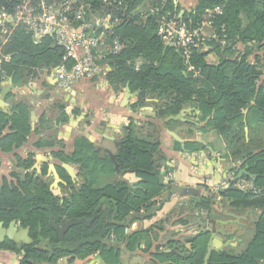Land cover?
<instances>
[{
    "label": "trees",
    "instance_id": "obj_1",
    "mask_svg": "<svg viewBox=\"0 0 264 264\" xmlns=\"http://www.w3.org/2000/svg\"><path fill=\"white\" fill-rule=\"evenodd\" d=\"M151 2L160 7V12L173 14L188 27L199 26L206 18V9L221 7L222 12L216 16L214 25H224L228 44L220 48L209 41L207 49L192 52L191 63L200 70L199 76L185 74L181 53L160 40L156 34L157 13L152 16L149 12L142 17ZM178 9L172 0H133L123 21L114 27L112 36L119 38L123 48L117 54L107 56L105 61L109 71L105 79L113 90H122L126 84L132 92L140 90L136 101L129 106L136 111L151 105L153 110L149 117L155 120L163 121L185 107H194L197 113L194 110L193 114L199 123L196 128L202 133L212 131L223 139L224 149L234 150L223 154L239 162L238 166H230L229 172L236 175L246 166L249 173L256 175L253 182L257 191L235 188L218 194L216 197L220 200H217L212 197L213 190L204 186L206 193L190 196L187 208L183 209L188 211V218L177 220L183 225L196 224L198 230L168 240L166 249L172 251L156 247L151 263L203 264L210 232L199 227L206 222L216 226V221L228 212L253 210L251 226L247 227L251 235L246 242L241 232L223 236L224 241L237 237L236 247L241 244L243 247L238 252L236 247L213 251L209 264H263L264 147L245 144L244 134L245 127L264 129V0H195L189 15L181 17ZM211 52L218 55L217 63L207 62L206 56ZM2 55H8L9 60L2 59ZM61 57L59 47L48 40L34 43L26 31L18 27L0 45V84L10 76L25 83L38 78L43 71L50 72L56 67ZM146 98L157 101H146ZM58 109V120L66 121L68 115L64 105L60 104ZM44 117L45 114L40 117L41 123L45 122ZM29 118L30 110L22 102L13 104L11 115L0 112L2 152H10L27 140L31 133ZM175 121L168 119L164 124ZM137 126L147 131L137 130L136 133ZM5 129L8 132L2 134ZM123 130L115 152L109 156H101L85 138L75 142L70 156L61 151L53 153L59 161L77 165L85 180L75 186L66 170L56 165L57 175L70 186L63 196L54 194L44 179L47 163L42 165L40 175L13 170L8 175L10 179L3 178L0 183V221L4 226L15 220L21 227H29L33 242L17 245L6 240L0 242V249L19 254L18 264H54L60 258L84 259L93 254H98L105 264H120L119 244L129 250L144 244L145 251L149 250L158 237L153 228H162L168 215L150 228L132 233L125 230L133 221L152 215L170 196L174 183L166 180L164 173H168L170 159L160 148L161 128L156 123L147 120L137 125L129 119ZM53 146L62 148L63 143L52 136L40 137L34 142L36 148ZM206 147L196 141L184 144L185 151L203 150L208 154L211 151ZM89 150L92 153L88 155ZM174 150H182L176 140ZM15 162L17 169H26L33 164L32 154L25 159L16 157ZM124 173H134L138 180L133 184L123 179L111 180L101 186L95 183L100 174L120 176ZM40 205L49 208L56 225L70 218L81 219V223L72 225L59 239L49 226L48 210Z\"/></svg>",
    "mask_w": 264,
    "mask_h": 264
},
{
    "label": "crops",
    "instance_id": "obj_2",
    "mask_svg": "<svg viewBox=\"0 0 264 264\" xmlns=\"http://www.w3.org/2000/svg\"><path fill=\"white\" fill-rule=\"evenodd\" d=\"M172 2L179 8V17L184 14L189 15L195 5V0H172ZM202 31L208 33L209 29L203 27ZM218 59V55L215 52H211L206 56V60L209 63H217ZM108 71L109 70H107L103 75H99L100 78L96 76L93 78L83 79L68 88H60L57 85L56 79L52 74V69L50 72L43 71L40 73L38 78L29 80L26 83L21 80L16 81L12 76L1 82L0 95L2 87L10 86L12 83L13 88L6 95L5 99H1L0 112L5 113L6 115H11L13 112V104L18 102L25 103L30 110L29 122L31 133L23 144L12 151L2 152L0 150V183L3 178L10 179L8 175L13 170L21 171V174L29 172L34 173V176L40 175L42 172V165L47 163V173L44 176L45 181L52 187L51 189L53 193L58 195H61L63 192L66 193L69 188L65 186L64 190L61 189L60 185L64 182L56 173V165H60L66 170L75 186L80 183H84L85 180L77 165L67 163L65 161H59L57 158L53 157V153L61 151L64 155L70 156L74 150L75 142L79 138H85L93 145L94 150L99 152L101 156H104V154L109 156L115 152L117 139L123 135V129L129 123V119H133L137 125L150 120L161 128L160 148L170 159V161L167 162L168 173H166V171L164 172L167 174V177L165 178L166 180H172L175 186L181 188L194 187L200 189V192H202L204 191V186L207 185L201 182L200 177L205 179L212 178L211 176L214 174L215 179H218V177L230 173L228 170L230 166H238L239 162L233 157L226 158L223 155L225 151V144L220 136L216 135L212 131L202 133L196 128L199 126V123L193 114L194 110L197 113V110L194 107L188 106L184 108L185 115H183V121L177 119V121L167 125L164 124L167 120L162 121L152 119L149 117L153 110L151 105L139 107L136 111L130 108V103L136 101L139 93L128 97L126 102L124 101L126 98V86H128V84H126L122 90H113L111 88L107 81H105V75ZM21 83H23V85ZM136 91L140 92V90ZM130 92L133 93L132 91ZM66 99H68L67 102H65ZM146 101H157V99L146 98ZM60 104L64 105V111L68 115L67 120L63 122L58 120V106ZM6 112H8V114ZM43 114H45V122L41 123L40 117ZM245 128L244 143L249 144V141L251 140L249 137L251 129H248V127ZM176 129L178 130V135L181 138L198 139V142L212 148L209 153L211 154L212 159L209 160L207 168H205L206 166H198L197 168L198 173L201 172L199 175L190 171V164L186 156L187 154L196 152V150H174V139L166 132V130L172 131ZM6 132H8L7 129H5L2 134ZM47 136H52L61 140L63 147H34V142L36 140L40 137ZM28 154H32L33 164L26 169H17L15 167L16 157L25 159ZM210 171L212 172L211 174ZM108 175L111 177L109 181L123 179L133 184L138 180L134 173H124L120 176L117 174ZM101 176L102 174L96 178V185L99 183ZM169 193L171 194L168 199L162 202L159 205L160 207H158L152 215L141 220L138 219L133 221L125 230L126 233H132L140 229L150 228L153 224L159 222L162 218L168 215L169 218L167 222L162 225L160 224L162 228L157 230L152 227L158 235L157 240L153 242L151 248L147 251H145L144 244L138 245L132 250L127 249L124 244H119L118 246L121 247L120 264H152V254L155 252L156 247L166 249V242L168 240L178 239L183 235H189L198 230V225L196 224L183 225L177 222L178 219L182 217L185 218V216H183L184 214L177 206L183 205L186 206V209L187 204L191 199L190 196L195 194H186L181 191H177V189H172ZM199 195L204 194L200 193ZM216 199L219 200L220 198L216 197ZM183 212L186 215L188 213L187 210H183ZM234 214L242 216L237 223L225 226L218 224L214 227L209 222L203 224V228H207L210 234L214 233V235L219 237L213 239V246L215 248L222 247L226 242L224 241L223 235H219L217 233V230H221L222 228L225 229L228 234L239 231V228L245 229L248 236L250 235V231L247 230V225L249 224L250 226L251 221L253 220V212L252 216L245 218L243 216L244 214L241 212ZM228 219H232V217L225 214L222 219L218 220ZM217 221L216 223H218ZM245 236L247 238V234H245ZM234 238L237 239V237ZM249 238L250 237H248L247 240ZM6 240L11 241L8 238H5L2 242ZM19 244L21 245L23 243L19 242ZM227 247H236V243L234 242L229 246H224V250ZM166 250L172 251L171 249ZM18 260L19 254L16 252L8 249H0V264H18ZM54 264L105 263L101 261L98 254H93L84 259L69 260L68 258H60Z\"/></svg>",
    "mask_w": 264,
    "mask_h": 264
},
{
    "label": "built area",
    "instance_id": "obj_3",
    "mask_svg": "<svg viewBox=\"0 0 264 264\" xmlns=\"http://www.w3.org/2000/svg\"><path fill=\"white\" fill-rule=\"evenodd\" d=\"M133 0H0V45L13 31L22 27L34 43L50 41L62 50L60 63L52 69V74L60 88H68L83 79L105 74L109 67L108 55L117 54L123 48L119 38L112 36L114 27L123 21L125 12L130 9ZM149 12L157 13L156 34L166 46H173L183 57L185 74L197 77L200 70L191 63L193 51L207 49L206 43L213 41L217 47L224 48L225 27L214 25L220 6L206 9V18L197 27H188L173 14L160 12V7L146 8L144 17ZM209 29L208 33L202 31ZM9 60L8 55H2ZM187 160L190 171L198 173V166L207 164L206 152L190 153ZM234 174L215 181L201 178L211 190H221L230 185ZM240 190L256 192L253 178L242 177L232 183Z\"/></svg>",
    "mask_w": 264,
    "mask_h": 264
},
{
    "label": "water",
    "instance_id": "obj_4",
    "mask_svg": "<svg viewBox=\"0 0 264 264\" xmlns=\"http://www.w3.org/2000/svg\"><path fill=\"white\" fill-rule=\"evenodd\" d=\"M151 8H153V2H151ZM151 15L153 16V12L151 13ZM11 80V78H10ZM23 85V83H21ZM12 83L10 86H4L2 87V92H1V95H0V101L1 99H5L6 95L10 92V90L12 89ZM139 93V91H136V92H133L131 93L130 90H129V87L126 86V98H125V102L127 101V98L132 96V95H137ZM253 104V103H252ZM1 108V107H0ZM3 110V109H2ZM248 111V108L245 109L243 111L244 114H246ZM8 114V112H6ZM183 115H185V109H181L179 111L178 114L176 115H171V116H168L165 120H168V119H173V120H184L183 118ZM246 130V128H245ZM166 132L176 141H178L180 144H181V149L182 151H185L184 149V144L187 143V142H198L199 140L198 139H184V138H181L179 135H178V130H166ZM207 149L209 151H211V148L209 146H207ZM242 177H247V178H255L256 175L254 174H251L248 172L247 170V167H243L241 168L237 174L234 176V178L230 181V185L227 186L226 188L224 189H221V190H217V191H213L212 192V197H216L218 194H222L223 192L225 191H228V190H232V189H235V187L232 186V183L234 181H236L237 179H240ZM172 189H177V191H181L183 193H186V194H195V195H199L200 193L202 194H205L206 192L205 191H202L200 192V189L198 188H189V187H178V186H175L173 185ZM40 208H43V209H47L48 210V213H49V216H48V223H49V226L51 229H53L58 238L59 239H62L65 232L74 224H78V223H81V219H78V218H70L68 220H66L65 222H63L61 225H56L53 221V215L51 213V211L49 210V208L47 206H43V205H40L39 206ZM253 210H247L245 211L244 213H252ZM228 216L232 217V219H228V220H218V224L220 225H228V224H232V223H237L238 220L242 217L238 214H234V213H229L227 214ZM29 233V227H23L21 228L19 223H17L15 220H12L8 225L7 227L4 226V223L2 221H0V242H2L3 240H5V238H8L9 240H11L12 242L16 243V244H19V242H22L23 244H29V243H32L33 242V239H31L28 235ZM217 233L219 235H226L228 234V232H226L225 229H221V230H217ZM214 238H219L218 236L214 235V233L210 234V237L208 239V242H207V248H206V253H205V256H204V261H203V264H209V259H210V255H211V252L212 251H224V246H229L231 245V243H234L236 242V238H233V240H228L225 242V244L222 246V247H219V248H215L213 246V239Z\"/></svg>",
    "mask_w": 264,
    "mask_h": 264
},
{
    "label": "rangeland",
    "instance_id": "obj_5",
    "mask_svg": "<svg viewBox=\"0 0 264 264\" xmlns=\"http://www.w3.org/2000/svg\"><path fill=\"white\" fill-rule=\"evenodd\" d=\"M98 78H100L99 76H97ZM105 81H106V79H105ZM67 100L68 99H66V101L65 102H67ZM135 130H136V133H137V130H141V129H138V126L137 127H135ZM147 131V129H145V130H141L140 132H142V133H145ZM160 137V136H159ZM249 137H250V141H249V145H251V147H254V146H257V147H264V129L263 128H261V127H256V128H254L253 130H251L250 131V134H249ZM88 144H90L89 142H88ZM232 148V147H231ZM225 151V153H230L231 151H234L233 149L231 150L230 148H227V149H224ZM201 151V150H200ZM196 152H198V150H196ZM204 152V151H203ZM90 153H92V151L91 150H89V152H88V155L90 154ZM224 153V154H225ZM207 154V153H206ZM190 155L191 154H187L186 156L188 157H190ZM206 158H207V163L208 164H206L205 166V168H207V166L209 165V160H211L212 159V156L208 153L207 154V156H205ZM212 172L210 171V174H211ZM110 175H103L102 174V176H101V178H100V180H99V183L97 184L98 186H101V185H103V184H105L106 182H109V180H110V178L111 177H109ZM227 176V174H224V175H222V176H220V177H218V179H215V175L214 174H212V179L213 180H215V181H221V180H224L225 178H227L226 177ZM211 190V189H210ZM166 192L167 191H164L163 193L164 194H166ZM185 207L186 206H184V207H182V208H180L179 210H183V209H185ZM183 216H185V218H187L186 216V214L183 212ZM257 214H258V212H257ZM257 214H255V218H256V216H257ZM182 218H184V217H182ZM206 224V223H205ZM194 225V224H193ZM216 225H218V223H216ZM250 226H251V224H250ZM201 228H203L204 226L203 225H201L200 226ZM247 227H249V224L247 225ZM205 229H207V228H205ZM164 230V229H163ZM231 230V229H230ZM247 230H249V228H247ZM126 232V231H125ZM237 233H240L241 232V234H242V237H244V241L246 242L247 241V238L248 237H250V235L248 236V233H246L247 231L245 230V229H240L239 228V231H236ZM245 234H247V238H246V236H245ZM245 242L243 243V244H245ZM243 247V245L241 244V246H237L236 247V249H235V251L236 252H238L241 248Z\"/></svg>",
    "mask_w": 264,
    "mask_h": 264
},
{
    "label": "flooded vegetation",
    "instance_id": "obj_6",
    "mask_svg": "<svg viewBox=\"0 0 264 264\" xmlns=\"http://www.w3.org/2000/svg\"><path fill=\"white\" fill-rule=\"evenodd\" d=\"M70 180H71V178H70ZM64 182V181H63ZM71 182L73 183V181L71 180ZM62 185H63V188H61L62 190H64V188H65V186H67L68 188H70V186H68L67 185V183L66 182H64V183H62ZM50 186V185H49ZM61 187V186H60ZM52 187L50 186V189H51ZM52 190V189H51ZM67 190H69V189H67ZM55 194V193H54ZM63 194H65L64 192L61 194V195H58V194H56V195H58V196H63ZM220 200V199H219ZM245 211H247V210H245ZM245 211H243V216H244V218L245 217H250V216H252V213L250 214V213H244ZM229 213H231V212H228L227 214H229ZM18 223V222H17ZM17 245H20V244H17Z\"/></svg>",
    "mask_w": 264,
    "mask_h": 264
}]
</instances>
